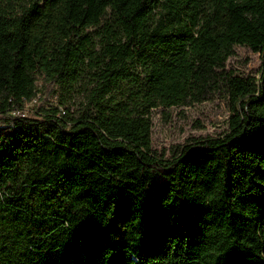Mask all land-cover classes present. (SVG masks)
Returning <instances> with one entry per match:
<instances>
[{
    "label": "trees",
    "instance_id": "trees-1",
    "mask_svg": "<svg viewBox=\"0 0 264 264\" xmlns=\"http://www.w3.org/2000/svg\"><path fill=\"white\" fill-rule=\"evenodd\" d=\"M209 95L224 134L157 154ZM0 264H264V0H0Z\"/></svg>",
    "mask_w": 264,
    "mask_h": 264
},
{
    "label": "rangeland",
    "instance_id": "rangeland-1",
    "mask_svg": "<svg viewBox=\"0 0 264 264\" xmlns=\"http://www.w3.org/2000/svg\"><path fill=\"white\" fill-rule=\"evenodd\" d=\"M261 57L259 52L242 45L234 46V53L225 62V68L242 75L258 77L260 74ZM39 92L36 101L25 105V115L33 117L39 103L50 100L43 93L41 80L38 79ZM53 99L52 103H57ZM79 98L67 102L71 110L77 107ZM231 110L227 100L219 95H209L205 99L190 100L185 104L173 107L153 108L151 119V144L157 154L164 158L170 157L177 146L184 144L192 137L218 136L228 129Z\"/></svg>",
    "mask_w": 264,
    "mask_h": 264
},
{
    "label": "built area",
    "instance_id": "built-area-1",
    "mask_svg": "<svg viewBox=\"0 0 264 264\" xmlns=\"http://www.w3.org/2000/svg\"><path fill=\"white\" fill-rule=\"evenodd\" d=\"M32 101H36V98H34ZM26 110L24 109V110H22V111H19V112H17V114H21V115H25V112Z\"/></svg>",
    "mask_w": 264,
    "mask_h": 264
}]
</instances>
